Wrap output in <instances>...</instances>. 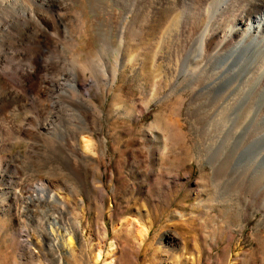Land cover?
I'll use <instances>...</instances> for the list:
<instances>
[{"label": "rangeland", "instance_id": "obj_1", "mask_svg": "<svg viewBox=\"0 0 264 264\" xmlns=\"http://www.w3.org/2000/svg\"><path fill=\"white\" fill-rule=\"evenodd\" d=\"M141 2L152 10L149 0H0V264H94L95 251L96 264H264V214L228 198L211 164L216 148L238 141L226 132L236 112L224 127L195 111L214 108L223 94L195 101L193 84L179 87L207 2L179 0L154 21L137 13ZM178 14L183 35L173 27ZM36 64V79L22 83ZM74 76L76 93L67 84ZM77 96L93 104L96 119L72 105ZM10 189L22 198L60 196L52 206L13 202ZM54 212L79 223L56 263L33 237Z\"/></svg>", "mask_w": 264, "mask_h": 264}, {"label": "bare ground", "instance_id": "obj_2", "mask_svg": "<svg viewBox=\"0 0 264 264\" xmlns=\"http://www.w3.org/2000/svg\"><path fill=\"white\" fill-rule=\"evenodd\" d=\"M149 1L152 2V4L148 7L152 10L150 11L148 8H146V11L142 10L143 4L141 2L139 4L140 8L137 9V13H141L143 16L147 15V17L152 14L150 18L153 19V21L154 19H164L166 14H171L170 12L173 13V10L176 11L177 8L175 7L179 3V0ZM196 2H200V4L207 2V4L203 11L201 8V10L199 9V12L202 13L200 14L198 12L200 14L199 17H201V15L204 17L201 21L199 20L200 18L197 19L200 21L199 26L197 27V24H193L198 28L197 37L194 44L189 48L190 52L187 53L188 55L185 54L186 56H184L180 64L179 72L181 74L183 73L181 76L183 78L179 83V87H181V84L186 87L193 84L195 87L192 89L193 85H191L190 90L195 101L199 98L210 99V103H216L218 101L219 103L214 104V108H208L210 106H207V109L202 104H199L195 111L202 115L208 113L207 118L208 116L219 117L218 120L223 121L224 127L226 126L225 120L228 122L230 114L236 112V119L233 120V123L231 122V124L229 123L230 125H227V130L226 128L224 129V127L223 129L229 133L230 136L226 135L229 139H231L230 137L234 138L236 136L238 141L236 145L232 147L234 149L231 148L226 151L223 146V152L221 151L222 147L216 148L213 151L211 164L215 167L214 176L218 174L222 177V189L223 192L228 195V198L232 197L238 203H242L241 206L254 208L264 214V0H196ZM188 11L189 10L185 11V13ZM161 13L163 15H161ZM177 16L175 15L176 20H173V27L177 29L180 28L181 30L183 29L181 32L178 30L179 34L183 35L187 25L181 27L179 22L182 20L181 17L183 16L179 14ZM135 17L136 16H134V18ZM178 19L181 20L179 21ZM161 22L162 21H160V23ZM190 23L191 21L188 23L189 27ZM152 24L154 23H151V25ZM159 24L158 26L156 25V27H160L159 29L161 30L162 24ZM148 27L150 28V26ZM152 28L149 30L151 31ZM188 30L186 31L188 32ZM123 32L121 27L120 39H122ZM147 49L146 47L144 50ZM175 51L177 50L175 49ZM190 56L196 58L194 62L196 65L193 64V66H191L193 62ZM153 58L155 59V56ZM128 62L130 63V61ZM201 63L203 64L202 66L198 65ZM40 66L36 64L34 67L29 68L27 74L22 77V83L35 80L41 69ZM122 68V64L119 63L116 65V69ZM78 80L77 76H74L71 83H67L70 88H68V86L67 88L76 93L80 82H78ZM21 85L20 88L25 91V85ZM183 90H177L178 93L174 96L176 101H180L179 97L182 95L181 91ZM171 92L174 91L171 90ZM222 94L223 96L221 97ZM218 96L221 97L220 100H217ZM164 97H166V95L160 98L163 100ZM72 105L82 110L84 114H89L90 118L96 119L98 115L93 104L84 101L80 96L74 98ZM145 105L140 107L139 113L145 109ZM219 123L217 122L216 124L219 126ZM227 140L226 138V144ZM229 142L228 144L230 145ZM80 146L84 151L89 152L91 150L87 138L82 137L80 139ZM220 176L219 178H221ZM215 180H217V178ZM7 195L13 202L22 200L26 203V201L32 202L37 200L39 202L43 201L47 205L51 204L53 201L57 202L56 200L60 196L56 193H51L46 196L22 198L19 192L13 189H10ZM0 202L2 203L3 200ZM52 205L53 204H51V206ZM64 208L66 207L64 206ZM63 211H65V209ZM78 227L79 223L77 222L76 215L72 216L70 222H67L62 218V213L54 212L45 216L44 221L41 222L35 230L33 237L36 239V244H38V249L42 252L43 257L48 260H53L56 263V261H61L58 252L59 249L65 248L70 250L72 248V232ZM141 232L144 235L146 230L142 228ZM115 252L114 243L112 240H109L106 243V255L111 258ZM101 259L102 257L99 251H95L92 254V261L94 264L100 262ZM105 264H113V262H106Z\"/></svg>", "mask_w": 264, "mask_h": 264}]
</instances>
